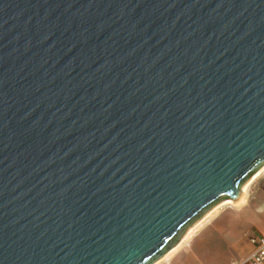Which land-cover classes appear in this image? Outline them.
<instances>
[{"label": "water", "instance_id": "water-1", "mask_svg": "<svg viewBox=\"0 0 264 264\" xmlns=\"http://www.w3.org/2000/svg\"><path fill=\"white\" fill-rule=\"evenodd\" d=\"M264 167V0H0V264H156Z\"/></svg>", "mask_w": 264, "mask_h": 264}, {"label": "crops", "instance_id": "crops-1", "mask_svg": "<svg viewBox=\"0 0 264 264\" xmlns=\"http://www.w3.org/2000/svg\"><path fill=\"white\" fill-rule=\"evenodd\" d=\"M263 170V169H262ZM242 203L225 205L182 238L158 264H241L252 252L250 239L264 237V170ZM262 172V173H261Z\"/></svg>", "mask_w": 264, "mask_h": 264}, {"label": "built area", "instance_id": "built-area-1", "mask_svg": "<svg viewBox=\"0 0 264 264\" xmlns=\"http://www.w3.org/2000/svg\"><path fill=\"white\" fill-rule=\"evenodd\" d=\"M252 252L241 264H264V237L254 236L250 239Z\"/></svg>", "mask_w": 264, "mask_h": 264}, {"label": "rangeland", "instance_id": "rangeland-1", "mask_svg": "<svg viewBox=\"0 0 264 264\" xmlns=\"http://www.w3.org/2000/svg\"><path fill=\"white\" fill-rule=\"evenodd\" d=\"M263 170H264V168H263ZM263 170H262V172H263ZM261 171V170H260ZM261 172V173H262ZM260 172H258L256 175H258ZM255 175V176H256ZM254 176V177H255ZM252 178V179H255V178ZM252 179L246 184V185H248L247 186V189H248V187H249V184H252V182L254 181H252ZM245 185V186H246ZM240 204V203H239ZM222 205V203L221 204H219V205H217L215 208H213L212 210H210V212H208L207 214H205L200 220H198L195 224H193L192 226H190V228L187 230V232H186V234H185V236H184V238H187V237H189L194 231H195V229L203 222V221H205L208 217H210L212 214H214L218 209H220L221 207H223V206H225V205H223V206H221ZM226 205H229V204H226ZM232 205H238V204H232ZM170 254V253H169ZM169 254H167V256L169 255ZM166 256V257H167ZM165 257V258H166ZM160 262V261H159ZM158 262V263H159ZM158 263H156V264H158Z\"/></svg>", "mask_w": 264, "mask_h": 264}, {"label": "bare ground", "instance_id": "bare-ground-1", "mask_svg": "<svg viewBox=\"0 0 264 264\" xmlns=\"http://www.w3.org/2000/svg\"><path fill=\"white\" fill-rule=\"evenodd\" d=\"M263 168H264V167H263ZM263 168H262V169H263ZM262 169H261V170H262ZM259 172H260V171H259ZM256 176H257V175H256ZM256 176H255V177H256ZM255 177H254V178H255ZM251 179H252V178H251ZM251 179H250V180H251ZM250 180H249V181H250ZM253 180H254V179H252V181H253ZM249 181H248V182H249ZM248 182H247V183H248ZM247 183H246V184H247ZM246 184H245V185H246ZM245 185H244V187L242 188V193H241L242 195L240 196V198H239L237 201H235V202H234V201H229V200H228V201H224V202H221V203H222L221 206L226 205V204L232 205V204H239V203H242L243 200H244V196H245V194H246V192H247V186H248V185H246V186H245ZM249 185H250V184H249ZM221 203H219V204H221ZM219 204H218V205H219ZM216 206H217V205H216ZM216 206H215V207H216ZM215 207H213V208H215ZM213 208H212V209H213ZM212 209H211V210H212ZM209 212H210V211H209ZM207 213H208V212H207ZM166 256H167V255H166ZM166 256H165V257H166ZM165 257H164V258H165Z\"/></svg>", "mask_w": 264, "mask_h": 264}]
</instances>
